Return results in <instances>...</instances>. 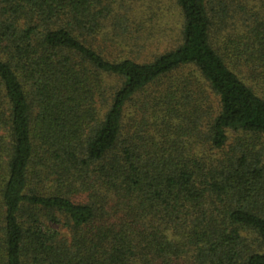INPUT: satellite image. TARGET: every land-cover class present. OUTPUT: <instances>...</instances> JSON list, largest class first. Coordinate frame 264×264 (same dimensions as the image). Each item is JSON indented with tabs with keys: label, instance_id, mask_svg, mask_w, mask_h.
<instances>
[{
	"label": "trees",
	"instance_id": "16d2710c",
	"mask_svg": "<svg viewBox=\"0 0 264 264\" xmlns=\"http://www.w3.org/2000/svg\"><path fill=\"white\" fill-rule=\"evenodd\" d=\"M0 264H264V0H0Z\"/></svg>",
	"mask_w": 264,
	"mask_h": 264
},
{
	"label": "rangeland",
	"instance_id": "374dc122",
	"mask_svg": "<svg viewBox=\"0 0 264 264\" xmlns=\"http://www.w3.org/2000/svg\"><path fill=\"white\" fill-rule=\"evenodd\" d=\"M144 12V11H143ZM139 10H138V16H139ZM140 14H143V13H140ZM140 17V16H139ZM167 21H168V19H167ZM168 24V23H167ZM163 26V24H159V26H158V28H159V30L161 31L162 29L164 30V28H162V29H160L161 27ZM164 27V26H163ZM172 27H173V25H171L170 26V23L167 25V27H166V29L167 30H171L172 29ZM158 28H153V29H155V30H153L154 32H158L159 30H157ZM140 34V33H139ZM167 34V37L165 38V39H163L162 41H161V44H170L169 46H171L174 42H173V39L175 38L174 36V34L173 33H171V32H167L166 33ZM152 40H153V42L155 43V44H157L156 42H157V38L156 37H154V38H152ZM152 50H157V49H155V47L154 48H152ZM53 226V225H52ZM54 227V226H53Z\"/></svg>",
	"mask_w": 264,
	"mask_h": 264
}]
</instances>
